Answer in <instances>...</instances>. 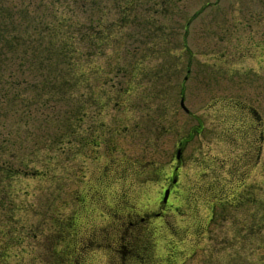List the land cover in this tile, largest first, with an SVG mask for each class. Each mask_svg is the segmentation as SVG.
I'll use <instances>...</instances> for the list:
<instances>
[{"label": "rangeland", "instance_id": "1", "mask_svg": "<svg viewBox=\"0 0 264 264\" xmlns=\"http://www.w3.org/2000/svg\"><path fill=\"white\" fill-rule=\"evenodd\" d=\"M174 1L169 12L138 19L102 57L88 59L77 79H90L92 91L79 89L51 104L43 90L47 81L60 90L57 58L53 51L33 53L48 44L30 37L34 19L49 23L48 10L51 15L59 4L0 0V29L16 23L30 38L27 52L22 44L9 50L0 38V264H59L69 245L74 250L65 264H112L101 249L84 250L77 263L82 253H74L87 236L89 243L97 235L116 242L115 199L127 195L136 213L155 206L177 144L199 126L174 174L168 227L156 222L155 237L142 232L138 243L151 240L153 264H264V141L257 160L236 129L241 114L208 106L218 97L246 104L264 78L257 59L234 65L228 59L243 44H264V0ZM40 61L44 70L36 67ZM54 65L56 73L48 74ZM258 109L264 125V105ZM89 140L97 146L85 147ZM116 164H129L126 176ZM210 186L223 193H210ZM67 222L73 229L66 231L75 234L63 242L59 227Z\"/></svg>", "mask_w": 264, "mask_h": 264}, {"label": "trees", "instance_id": "2", "mask_svg": "<svg viewBox=\"0 0 264 264\" xmlns=\"http://www.w3.org/2000/svg\"><path fill=\"white\" fill-rule=\"evenodd\" d=\"M42 2V0H37ZM52 4L58 5L54 9L53 15H49V10L44 19L50 18L49 23H45L43 18L38 16V20L35 18V25L32 28L31 40L42 42L46 39L48 46L33 47L31 51L36 52L38 49L43 52L53 51L56 55L58 66V77L61 85L60 90L58 87L49 86V82H43L45 84L44 101L47 103L60 102L62 98L68 96V93H75L79 89H86L88 92L92 91L89 81L80 75V79H77V75L84 66H88V59L92 57H102V53L105 49H111L114 41L120 42L122 35L121 31L134 25L139 19L143 18L144 21H152L154 18L162 15L161 11L169 12V4L174 5V0H152L154 4H147L146 0H50ZM111 1L110 9H106L105 2ZM109 4V3H108ZM143 4V5H142ZM146 5H149L146 7ZM148 8V9H146ZM37 9V8H35ZM33 10V12L35 11ZM25 14L28 9H23ZM45 10V8L43 9ZM138 11L153 12L151 17H139ZM174 11V9L172 10ZM159 12V14H158ZM49 15V16H48ZM116 18V21L109 20V16ZM155 15V16H154ZM95 16V18H94ZM157 16V17H156ZM119 23V26H113ZM121 22L123 26H121ZM9 26V29H0V38L6 39L10 44L9 50L13 51V46L24 45V52L30 51V46L26 39L29 30L27 27L23 28L16 23ZM30 29V28H29ZM122 43V42H121ZM27 45V46H26ZM50 45V46H49ZM122 44L118 47V52L121 50ZM43 60L48 61L46 58ZM49 67V73L51 75L56 73V66ZM24 63H21L19 67H23ZM44 63L41 61L36 64L37 68L44 70ZM46 68V67H45ZM41 70V69H39ZM42 70V71H43ZM79 76V75H78ZM70 80V84H67ZM74 84V86H73ZM90 95V94H89ZM44 103V109L47 110L50 105ZM48 105V106H46ZM14 159V158H13ZM5 173L9 174L8 168L2 167ZM4 175V181H7V175ZM3 180L0 179V183Z\"/></svg>", "mask_w": 264, "mask_h": 264}, {"label": "flooded vegetation", "instance_id": "3", "mask_svg": "<svg viewBox=\"0 0 264 264\" xmlns=\"http://www.w3.org/2000/svg\"><path fill=\"white\" fill-rule=\"evenodd\" d=\"M241 50L236 54H232L228 57L229 65H234L237 61H241L242 59H257L258 62L264 63V44H248V46L244 45L239 47ZM240 53V54H239ZM218 59L223 58V54H219L216 56ZM224 63V62H223ZM227 62L225 61V64ZM228 64V63H227ZM249 102L246 104H240L237 101H231V99L218 97L217 99H213L209 103V107L211 108H219L223 107V109H230L235 112L241 114L237 119H240V122H237L238 126L236 127L237 131L241 133V135L247 136L249 147L247 152L256 155V159L261 156L263 141H264V131H263V116L259 111V107L264 105V78H262L259 83L256 84L254 94L248 99ZM233 105L234 108H230L229 106ZM263 111V110H262ZM185 142H182L184 145ZM171 165V164H170ZM173 170V169H172ZM179 170V169H178ZM177 170V171H178ZM238 179V177H236ZM173 178L170 176H166L164 178L165 186L162 190L161 197L155 201V206L152 208H144L141 210V213H136L131 205L127 202V195L123 196V199H115V202L111 205L113 208V221L112 228L117 231V240L115 243L110 244L105 241L104 238H100L97 235L96 243H89L87 241L88 236L82 242V244L76 245L81 246L79 248V252L82 255H78L76 257L75 263L80 262L84 257L83 251L88 249L87 255L91 250L101 249L105 251L106 254L110 255L112 264H153V244L150 243L148 239L142 241V244H139L140 234L142 232L149 233L152 237L154 236L155 227L154 224L158 221H161V225L159 228L163 229L164 227H168V218H169V196L167 200H163V192L168 189L170 193L172 192L174 186L171 185ZM243 182L246 181V176L242 179ZM240 184H237V188L240 189ZM210 193H223L222 191H218L213 187H209ZM226 194V193H225ZM238 194V190L234 192L229 198H233ZM98 200H100V196L96 195ZM117 198V197H116ZM217 199V195L214 197ZM222 199L215 200L216 202H220ZM122 213H125L124 215ZM109 226L110 223H107ZM110 227V226H109ZM93 233V232H92ZM75 234V233H73ZM73 234H69L65 239L69 240ZM71 241V240H70ZM148 242L150 244H148ZM72 249L67 252L68 256L72 255ZM78 250V249H77Z\"/></svg>", "mask_w": 264, "mask_h": 264}, {"label": "water", "instance_id": "4", "mask_svg": "<svg viewBox=\"0 0 264 264\" xmlns=\"http://www.w3.org/2000/svg\"><path fill=\"white\" fill-rule=\"evenodd\" d=\"M181 106L183 107V102H182V101H181ZM180 155H181V150H178V151L176 152V159H177V160H179Z\"/></svg>", "mask_w": 264, "mask_h": 264}]
</instances>
